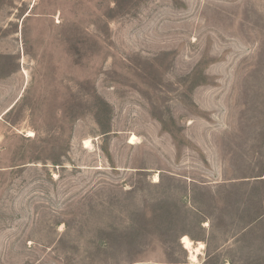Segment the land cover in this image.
I'll list each match as a JSON object with an SVG mask.
<instances>
[{
    "label": "rangeland",
    "instance_id": "rangeland-1",
    "mask_svg": "<svg viewBox=\"0 0 264 264\" xmlns=\"http://www.w3.org/2000/svg\"><path fill=\"white\" fill-rule=\"evenodd\" d=\"M0 264H264V0H0Z\"/></svg>",
    "mask_w": 264,
    "mask_h": 264
},
{
    "label": "bare ground",
    "instance_id": "bare-ground-1",
    "mask_svg": "<svg viewBox=\"0 0 264 264\" xmlns=\"http://www.w3.org/2000/svg\"><path fill=\"white\" fill-rule=\"evenodd\" d=\"M137 141V138L136 137H133L132 140L130 141V144H135V142ZM86 147H90L91 146V143L89 141H86ZM155 178V177H154ZM159 178L160 177H156V181L155 182H159ZM182 243L183 245H185L186 249L189 250L190 254H191V259L193 260H197V256H198V253H199V249H194L193 248V242L188 238V237H184L183 240H182Z\"/></svg>",
    "mask_w": 264,
    "mask_h": 264
},
{
    "label": "crops",
    "instance_id": "crops-1",
    "mask_svg": "<svg viewBox=\"0 0 264 264\" xmlns=\"http://www.w3.org/2000/svg\"><path fill=\"white\" fill-rule=\"evenodd\" d=\"M184 237H188V236H184ZM184 237H183V238H184ZM182 240H183V239H182ZM182 244H183V243H182ZM184 248L186 249L185 245H184ZM186 250H188V249H186ZM195 250H196V249H195ZM188 251H189V250H188Z\"/></svg>",
    "mask_w": 264,
    "mask_h": 264
}]
</instances>
